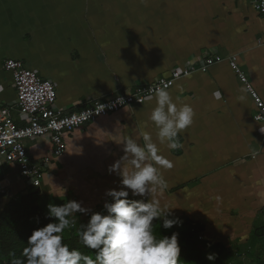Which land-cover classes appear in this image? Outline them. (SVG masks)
Masks as SVG:
<instances>
[{"label":"crops","instance_id":"crops-1","mask_svg":"<svg viewBox=\"0 0 264 264\" xmlns=\"http://www.w3.org/2000/svg\"><path fill=\"white\" fill-rule=\"evenodd\" d=\"M251 3L0 0V104L13 106L17 99L3 67L7 59L50 80L57 109L76 111L214 55L234 57L264 103V15ZM244 87L226 59L176 80L167 90L195 112L176 150L159 142L149 120L154 96L87 121L65 135L66 151L51 159L40 191L50 203L75 200L92 213L111 201L108 190H119V176L108 169L124 155L122 141L130 136L142 144L148 132L174 164L162 171L169 187L160 199L168 216H186L211 243L244 244L254 219L264 220V122L253 118L258 108ZM11 117L17 125L26 122L16 108ZM25 144L32 159L51 154L43 138ZM29 188L13 163L0 161V210Z\"/></svg>","mask_w":264,"mask_h":264},{"label":"clouds","instance_id":"clouds-1","mask_svg":"<svg viewBox=\"0 0 264 264\" xmlns=\"http://www.w3.org/2000/svg\"><path fill=\"white\" fill-rule=\"evenodd\" d=\"M248 91L247 87L241 88L242 93ZM213 95L219 99L222 94L216 91ZM154 98L156 106L149 120L156 126L157 139L166 143L169 150H176L182 146L179 134L193 123L194 109L187 103L174 101L167 85L158 86ZM122 102V98L116 101ZM100 105L102 111L105 105ZM142 140L141 144L129 136L122 141L124 155L108 169L119 176V190H108L106 195L111 202L104 203L106 214L92 212L87 224L80 225L76 233L94 258L64 242L63 233L76 224L71 217L89 212L80 202L69 200L47 205V218L51 222L32 231L22 251L24 259H15L13 264H180L179 234L157 237L153 230L154 219L162 220L164 229L180 224L178 219L168 218L170 210L160 199L169 187L162 171L174 164L161 154L150 133H142ZM130 195L140 199H130ZM207 259L212 261L215 256L209 254Z\"/></svg>","mask_w":264,"mask_h":264},{"label":"built area","instance_id":"built-area-1","mask_svg":"<svg viewBox=\"0 0 264 264\" xmlns=\"http://www.w3.org/2000/svg\"><path fill=\"white\" fill-rule=\"evenodd\" d=\"M251 5L264 15V0H252ZM225 59L246 87L250 89L248 92L258 108L253 118L256 121L264 122V103L250 86L232 56L207 57L199 66L192 65L174 69L168 77L136 85L131 90L118 93L106 100L95 99L76 111L57 109L55 105L56 91L53 83L39 77L22 61L7 59L4 61L3 67L12 74L17 99L13 106L0 104V161L13 163L18 168L21 178L27 182L30 180L29 186L33 190L40 191L43 181L49 173L51 159L63 156L66 151L65 135L67 133L96 117L105 116L127 106L142 104L148 100V97L154 96V90L158 86L167 85L168 89L176 80L189 76L197 70L206 72L211 65ZM118 98H122L124 102L116 103ZM100 104L105 105L102 111ZM12 108H16L20 115L26 119L23 125H17L13 121ZM35 138H43L51 144L50 155L39 160L30 157L25 141ZM199 238L201 237L199 236Z\"/></svg>","mask_w":264,"mask_h":264},{"label":"trees","instance_id":"trees-1","mask_svg":"<svg viewBox=\"0 0 264 264\" xmlns=\"http://www.w3.org/2000/svg\"><path fill=\"white\" fill-rule=\"evenodd\" d=\"M29 189L12 197L0 210V264H13L15 259H24L22 251L27 246V238L32 231L51 222L47 218L49 199L42 191ZM129 198L140 199L131 195ZM103 206L104 204H99L94 211L106 214ZM76 215L71 217L76 221L75 226L63 233L64 242L94 258V253L84 248L76 235L80 225H86L91 214L86 221L81 218V213L78 212ZM168 218L175 219L171 216ZM162 223V220L154 219V234L157 237H170L173 232L179 234L180 264H264V220L260 216L254 219L250 236L244 244L211 243L205 239H198L195 236L197 232H194L200 229L190 220L183 222L185 227L180 229H177L176 225L171 229H164ZM205 247L214 249L215 259L211 263L202 260V248Z\"/></svg>","mask_w":264,"mask_h":264},{"label":"rangeland","instance_id":"rangeland-1","mask_svg":"<svg viewBox=\"0 0 264 264\" xmlns=\"http://www.w3.org/2000/svg\"><path fill=\"white\" fill-rule=\"evenodd\" d=\"M60 202V204H63V203H67L68 201H59ZM105 202H107V201H105ZM105 202H102L101 204H104ZM57 205H60V204H58V203H56ZM97 208V207H96ZM97 210V209H96ZM92 212H96V211H92ZM91 214V212L90 213H88L86 216H84L83 217V219H84V221H86L87 219H88V216ZM175 219H178L179 221H180V224L179 225H176V228L177 229H180V228H182V227H185V225H183L182 223L183 222H186L187 220L189 221V219L186 217V216H181V217H176ZM195 231V230H194ZM197 232V233H196ZM194 233H196V235L195 236H197L198 237V239H201V240H204L203 238H199V236H200V231L198 230H196ZM203 249V254H202V260L203 261H206V262H208V263H211L212 261H209L208 259H207V256L209 255V254H213L214 255V249H212L211 247H205V248H202Z\"/></svg>","mask_w":264,"mask_h":264},{"label":"water","instance_id":"water-1","mask_svg":"<svg viewBox=\"0 0 264 264\" xmlns=\"http://www.w3.org/2000/svg\"><path fill=\"white\" fill-rule=\"evenodd\" d=\"M30 183H31V181L29 180V181H28V184H30Z\"/></svg>","mask_w":264,"mask_h":264}]
</instances>
